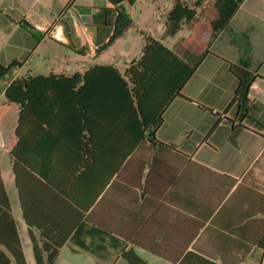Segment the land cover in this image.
<instances>
[{
    "label": "crops",
    "instance_id": "0c3cea01",
    "mask_svg": "<svg viewBox=\"0 0 264 264\" xmlns=\"http://www.w3.org/2000/svg\"><path fill=\"white\" fill-rule=\"evenodd\" d=\"M176 1H148L146 17L155 28L149 35L141 33V45L152 37L172 49L193 37L185 25L175 36L166 34ZM137 2L126 6L132 19ZM163 5L170 8L163 11ZM111 6L108 0H0V64L22 63L0 80V103L21 75L83 76L96 65L112 66L123 75L132 61L120 69L99 62L108 49L94 56L97 39L108 41V29H99L94 15ZM17 15L31 28L21 25ZM62 21L69 25V35ZM133 21L134 28L116 42L140 32ZM182 31L185 36L167 42ZM245 35L252 71L261 75L249 98L253 109L264 111V0H245L215 40L211 33L204 35L209 53L184 86V98L168 105L160 126L145 128L119 81L116 86L94 73L84 91V107L71 92L72 103L57 104L54 136L38 122L22 127L25 164L18 174L0 129L1 180L26 264H37L36 250L46 262L57 249L55 264H129L122 255L129 250L146 264H264V250L258 246L264 235V137L249 129L247 123L256 122L251 114L232 138L238 80L231 65L240 63ZM47 38L75 50L87 45L83 57L92 62L82 70L33 74L27 70L30 58ZM197 57L195 52L189 61ZM245 132L263 141L252 159L218 157L219 143H237ZM153 137L169 147L153 145ZM7 235L11 225L0 223V239L8 241ZM0 251L16 264L1 243Z\"/></svg>",
    "mask_w": 264,
    "mask_h": 264
},
{
    "label": "trees",
    "instance_id": "16d2710c",
    "mask_svg": "<svg viewBox=\"0 0 264 264\" xmlns=\"http://www.w3.org/2000/svg\"><path fill=\"white\" fill-rule=\"evenodd\" d=\"M111 7L103 8L94 15L99 21V29H108V41L103 43L97 39L98 47L94 56L97 57L109 49L124 34L134 28L135 23L127 12V5H134L135 0H108ZM245 0H214L209 5H203L210 0H196L193 5L185 1L177 0L170 10L167 18L168 36H175L185 25L194 32L193 37L177 43L172 49L152 37L144 38V46L140 59H134L122 75L112 66L96 65L83 76L75 74L72 77H58L54 75H21L7 87L4 93V101L0 103V129L5 139L6 149L13 159L14 171L18 174L20 164H25L20 156L21 129L27 123L34 121L46 127V132L53 135L57 131V104L72 103L70 92L76 95L79 105L84 107L85 89L89 82L90 74L96 73L99 77L114 82L118 87L124 88L127 103L134 106V112L141 117L145 128L158 127L163 121V114L168 105L175 98H184L182 90L200 66L205 56L209 53L208 45L202 42L206 33H211L215 40L219 33L227 29L236 12ZM20 24L31 25L19 15ZM65 34L69 35V25L62 21ZM246 45L240 48L243 53L238 65H231V72L238 80L233 105H237V115L233 123V140H236L242 123L251 118V105L249 93L254 82L261 77L259 72L252 71L251 44L245 35ZM234 44V40H233ZM75 50V49H74ZM85 55L87 47L83 46L75 50ZM197 52L195 62L189 61L190 56ZM22 67L19 61H13L10 65L0 64V80L8 77L15 69ZM84 81L83 86H79ZM114 85V87H116ZM71 100V101H70ZM207 109V108H206ZM208 110V109H207ZM85 121V117H82ZM154 136V132H150ZM153 145L166 146L154 137ZM0 223L11 225V236L8 241L0 239L6 249L12 255L16 264H26L21 248L20 239L14 220L11 215L9 200L1 180L0 170ZM258 246L264 250V235L259 240ZM59 250H53L46 262L36 250L37 264H55ZM4 264H11L10 257L0 251ZM123 257L129 264H146L134 251H123ZM214 264V263H213Z\"/></svg>",
    "mask_w": 264,
    "mask_h": 264
},
{
    "label": "rangeland",
    "instance_id": "374dc122",
    "mask_svg": "<svg viewBox=\"0 0 264 264\" xmlns=\"http://www.w3.org/2000/svg\"><path fill=\"white\" fill-rule=\"evenodd\" d=\"M148 1L149 0H138L137 5L131 10L133 11V19L138 24L137 26H141L139 27L140 32L133 31L129 34L130 38L116 42L100 56L99 62L102 64L116 65L122 69L127 62L129 63L134 59H140L143 49V45H141L143 41L141 33L149 35L150 29L155 28V25L152 26V18L146 17L149 13ZM184 1L193 5L196 0ZM212 2H214V0H210V2H206L205 4L203 3V5H209ZM169 8V5H163L161 10L167 11ZM142 15L143 17H141ZM80 33L82 34V31H80ZM36 35L37 38H43V34ZM185 35L186 33L182 31L176 37H169L167 42H173ZM157 38L160 37L157 35ZM234 38L237 39L238 36L234 35ZM91 62L92 60L90 57H83V55L77 53L73 47L59 40L47 38L34 50L27 70H31L33 74H49L53 71H68L70 69L82 70L84 66H87ZM10 76L11 75L8 77ZM251 114L256 122H248L247 124L250 126L249 129L264 137V128L261 126V124H264V111L253 109ZM227 142L228 143H219L218 157L238 156L242 157L245 162L252 159L263 144L260 137L253 136L246 132L241 134L239 142ZM1 152L5 154L4 151L1 150ZM4 172L5 174L7 173L6 170ZM252 264H257V261L252 262Z\"/></svg>",
    "mask_w": 264,
    "mask_h": 264
}]
</instances>
